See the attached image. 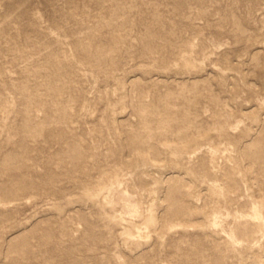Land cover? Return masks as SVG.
<instances>
[{
	"label": "rangeland",
	"instance_id": "1",
	"mask_svg": "<svg viewBox=\"0 0 264 264\" xmlns=\"http://www.w3.org/2000/svg\"><path fill=\"white\" fill-rule=\"evenodd\" d=\"M0 264H264V0H0Z\"/></svg>",
	"mask_w": 264,
	"mask_h": 264
}]
</instances>
